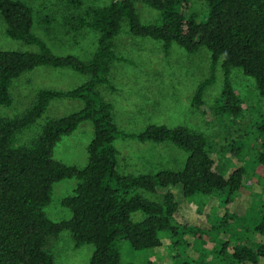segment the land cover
<instances>
[{"label": "trees", "instance_id": "obj_1", "mask_svg": "<svg viewBox=\"0 0 264 264\" xmlns=\"http://www.w3.org/2000/svg\"><path fill=\"white\" fill-rule=\"evenodd\" d=\"M65 1L69 15L63 26L97 34L96 49L87 61L70 54L54 55L32 33V8L20 0H0L7 36L38 48L37 52L0 49V107L12 104V82L35 68L69 69L87 77L67 91L39 89L22 115L0 117V264H53L52 243L64 231L77 248L93 245L88 264H121V242L135 251L157 249L161 245L159 234L175 233L179 227L174 221L179 209L174 190L201 207L213 195L222 199L225 194L220 203L222 211L209 230L182 226L199 248L198 262L204 264L208 254L213 264H264V201L256 200L260 202L258 212L252 216L239 217L231 211L243 195L255 196L251 193L253 185L264 192V154L258 140L241 142V137L238 142H229L224 148L229 159L242 162L248 156L250 163L230 171L221 169L209 155L206 138L184 126L148 125L137 134L118 130L112 105L97 90L101 84L112 89L107 77L116 60L114 39L125 22L131 36L161 42L166 52L175 44L188 55L202 47L210 53V78L197 86L190 104L206 123L219 120L231 132L242 110L231 72L239 70L253 79L258 96L264 98V0H203L208 12L199 22L187 17L188 0H111L82 14L78 13L80 0ZM136 3L159 12L158 21L141 23ZM44 24L48 32L50 20L46 18ZM219 62L222 86L209 106L203 92L214 82ZM56 99L80 100L83 107L76 113L48 119L40 135L28 144L17 145L16 136L35 124ZM86 121L93 127L86 166L78 168L55 160L56 144ZM254 128L257 136L264 134L263 121L256 122ZM119 137L141 144L169 143L186 154L184 164L179 170L120 175L113 144ZM66 179L77 181L73 194L61 202L71 218L52 222L44 208L51 201L53 184ZM139 191L160 193L161 201L146 199ZM137 212L144 218L133 222L131 215Z\"/></svg>", "mask_w": 264, "mask_h": 264}, {"label": "rangeland", "instance_id": "obj_2", "mask_svg": "<svg viewBox=\"0 0 264 264\" xmlns=\"http://www.w3.org/2000/svg\"><path fill=\"white\" fill-rule=\"evenodd\" d=\"M20 1L33 10L32 33L41 39L54 55L70 54L84 61L92 57L97 45V34L88 29L73 31L69 26H63L64 18L69 15L65 0ZM80 1L78 13L82 14L88 8L108 5L111 0ZM188 4V18L199 22L208 12L207 3L203 0H188ZM135 8L141 23L152 24L158 21L159 12L142 3H136ZM46 18L50 20L48 32L44 24ZM0 49L38 51L36 46H27L10 39L1 16ZM113 50L116 60L112 62L107 77L112 89L101 84L97 90L103 99L112 105L113 119L118 130L137 134L148 125H164L170 128L184 126L195 133H201L206 138L207 150L215 164L221 169L228 168L229 171L242 166L243 163H250L248 156L243 158L242 162L234 157L229 159L224 148L231 141L238 142L241 137V142L257 139L264 154V134L257 136L254 128L256 122H264V98L258 96L253 79L245 77L239 70L231 72V82L236 95L242 101V110L232 131L228 132L219 120L206 123L202 115L190 104L197 86L210 78L211 59L205 48H199L194 55H188L182 48L173 44L166 52L161 42L131 36L127 24L123 22L121 32L114 39ZM222 76L219 62L214 71V82L203 92V99L209 106H212L219 95ZM86 80V76L69 69L35 68L12 82L9 87L12 104L9 107H0V117L9 119L22 115L39 89L67 91ZM82 107L80 100H53L35 124L16 136V144L30 143L40 135L48 119L76 113ZM92 139L91 122H83L73 133L60 139L54 148L53 158L68 166L83 168L87 164L86 148ZM113 144L118 151L116 170L120 175L154 174L164 169L179 170L186 158L183 151L169 143L141 144L119 137ZM247 167L248 170L251 169L249 165ZM76 184L75 179L53 184L51 201L44 208L49 220L60 222L71 218L70 211L64 208L61 202L73 194ZM174 192L179 205L174 216V221L179 226L177 231L160 233L161 245L157 249L135 251L128 243H119L121 264H201L197 260L199 248L195 247L191 235L185 233L182 226L209 230L217 214L222 211L220 203L225 194L222 199L213 195L207 205L201 207L185 200L177 191ZM139 193L153 201H161L162 198L160 193ZM251 193L255 195L253 198L248 194L243 195L241 200L231 207V211L237 216H252L258 212L260 202L256 200L264 201V192L260 186L253 185ZM143 218L141 212L131 215L133 222H139ZM93 251V245L75 247L70 234L64 231L52 243L53 264H88ZM205 259L204 264H213L212 256L207 254Z\"/></svg>", "mask_w": 264, "mask_h": 264}]
</instances>
